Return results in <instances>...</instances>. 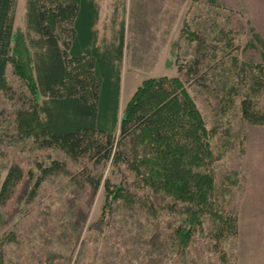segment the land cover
Segmentation results:
<instances>
[{
  "label": "rangeland",
  "instance_id": "374dc122",
  "mask_svg": "<svg viewBox=\"0 0 264 264\" xmlns=\"http://www.w3.org/2000/svg\"><path fill=\"white\" fill-rule=\"evenodd\" d=\"M25 1L16 0V33L25 31ZM96 3L99 44L113 41L120 26L124 30L118 118L145 80L178 75V67L186 68L200 47L199 71L206 74V87L193 83L188 90L207 127L215 131V210L234 220L235 228L226 224L229 230L219 239L214 219L204 218L186 248L189 257L177 263L173 231L179 215L154 206L157 217L145 221L143 212H134L133 174L122 166L118 171L109 162L102 171L89 157L73 159L64 150L39 148L33 135L16 127L20 111H25L20 119L31 120L28 105L33 97L9 64L8 90H0V264H264V185L257 187L256 203L244 202L257 209L247 213L249 226L242 228L246 218L238 220L239 205L253 183L244 172L246 133L252 124L242 118L243 102L254 112L262 102L264 111L256 83L260 77L256 66H263L261 51L243 47L251 38L249 17L260 22L264 32V0ZM240 63L245 67L238 82ZM257 139L250 145L253 149L259 147ZM261 143L264 147V137ZM101 171L103 180L111 183L126 180L132 197L105 215L102 186L93 193L83 175ZM17 175L20 179L15 181ZM150 201L173 206L170 198Z\"/></svg>",
  "mask_w": 264,
  "mask_h": 264
},
{
  "label": "trees",
  "instance_id": "16d2710c",
  "mask_svg": "<svg viewBox=\"0 0 264 264\" xmlns=\"http://www.w3.org/2000/svg\"><path fill=\"white\" fill-rule=\"evenodd\" d=\"M15 12L16 0H0V90H8L5 73L11 64L33 97L29 105L25 102L32 118L20 119L25 111L18 112V129L33 135L39 148L64 150L73 159L89 157L101 169L109 162L118 171L122 166L133 174L134 212H143L145 221L152 219L155 207L179 215L173 231L177 263L189 257L186 248L204 218L214 219L219 239L229 227L235 228L234 220L215 210V131L207 127L188 90L193 83L206 87V74L199 71L203 59L199 46L191 63L178 67V75L145 80L118 118L123 25L113 41L99 44L96 0H26L23 33L14 32ZM250 32L243 50L261 51L264 66V41L252 26ZM18 49L21 53L15 55ZM263 66H256L261 101ZM244 67L240 63L238 82ZM243 103L242 118L262 125V102L256 112ZM102 171L83 175L93 193L102 186L101 214L105 215L112 208L121 209L132 197L126 180L111 183L109 178L103 180ZM159 196L170 198L173 206L150 201Z\"/></svg>",
  "mask_w": 264,
  "mask_h": 264
},
{
  "label": "crops",
  "instance_id": "0c3cea01",
  "mask_svg": "<svg viewBox=\"0 0 264 264\" xmlns=\"http://www.w3.org/2000/svg\"><path fill=\"white\" fill-rule=\"evenodd\" d=\"M249 20L254 28L255 32L260 36V38L264 41V32L259 22V25L255 23L253 18L249 17ZM262 100L264 102V66H263V87H262ZM246 133V152H245V161H244V172L248 177V180L252 183V188L244 193V196L241 201V206L239 205L240 213L238 215V220L240 222L241 216L246 218L245 222L242 224V228L249 226L248 225V212L257 210L250 209L245 207L244 202L248 201L250 204L256 203V198L254 196L255 192H257V187H261L264 185V147H262L261 140L264 137V123L262 125H252L249 126ZM259 136V137H257ZM258 138V139H257ZM259 140V147H255L254 149L250 146L255 140ZM258 201V200H257ZM264 211V209H263ZM240 225V223H239ZM241 227V225H240Z\"/></svg>",
  "mask_w": 264,
  "mask_h": 264
}]
</instances>
